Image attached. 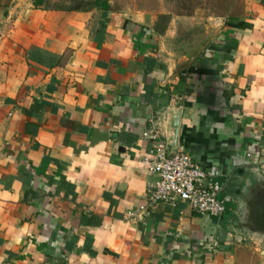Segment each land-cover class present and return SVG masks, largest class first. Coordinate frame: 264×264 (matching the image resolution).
<instances>
[{
  "label": "crops",
  "instance_id": "crops-1",
  "mask_svg": "<svg viewBox=\"0 0 264 264\" xmlns=\"http://www.w3.org/2000/svg\"><path fill=\"white\" fill-rule=\"evenodd\" d=\"M235 1L185 32L0 0V264H264V0ZM178 110L221 217L150 201L145 135Z\"/></svg>",
  "mask_w": 264,
  "mask_h": 264
},
{
  "label": "built area",
  "instance_id": "built-area-1",
  "mask_svg": "<svg viewBox=\"0 0 264 264\" xmlns=\"http://www.w3.org/2000/svg\"><path fill=\"white\" fill-rule=\"evenodd\" d=\"M145 136L154 143V147L143 158L142 164L158 177L151 187V203H165L173 207L185 203L200 215L221 217L226 211L225 202L219 198L222 186L184 149L169 154L155 131Z\"/></svg>",
  "mask_w": 264,
  "mask_h": 264
},
{
  "label": "rangeland",
  "instance_id": "rangeland-1",
  "mask_svg": "<svg viewBox=\"0 0 264 264\" xmlns=\"http://www.w3.org/2000/svg\"><path fill=\"white\" fill-rule=\"evenodd\" d=\"M15 4L29 6L33 4V0H13ZM50 7L67 8L76 6L80 0H46ZM114 9L139 11V10H155L170 11L175 15H183L187 17V22L182 26L185 32H191V26L203 29L207 24L208 17L222 16L229 12V8L234 7L235 0H167L160 3L157 0H108ZM86 8L91 9L94 0L82 1ZM228 10V11H227ZM233 11V10H232ZM191 17L194 21L191 22ZM194 22V23H193ZM196 23V25H195ZM198 24V25H197ZM194 27V28H195ZM195 30V29H194ZM229 217V215H226Z\"/></svg>",
  "mask_w": 264,
  "mask_h": 264
},
{
  "label": "water",
  "instance_id": "water-1",
  "mask_svg": "<svg viewBox=\"0 0 264 264\" xmlns=\"http://www.w3.org/2000/svg\"><path fill=\"white\" fill-rule=\"evenodd\" d=\"M181 112H171L164 119L165 132L167 136V151L176 150L179 140Z\"/></svg>",
  "mask_w": 264,
  "mask_h": 264
},
{
  "label": "trees",
  "instance_id": "trees-1",
  "mask_svg": "<svg viewBox=\"0 0 264 264\" xmlns=\"http://www.w3.org/2000/svg\"><path fill=\"white\" fill-rule=\"evenodd\" d=\"M83 0H80L79 4H76V6H70L67 8H58V7H50L46 0H33V6L38 9H44V10H61V11H90L92 9H99L104 12H108L112 9L110 3L108 0H94L92 3V8H86L83 7L84 4L82 2Z\"/></svg>",
  "mask_w": 264,
  "mask_h": 264
}]
</instances>
